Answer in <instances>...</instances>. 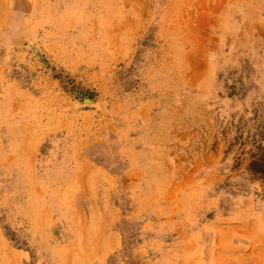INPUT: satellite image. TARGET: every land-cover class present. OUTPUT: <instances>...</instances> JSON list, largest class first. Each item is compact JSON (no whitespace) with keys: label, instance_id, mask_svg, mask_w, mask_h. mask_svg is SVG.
<instances>
[{"label":"rangeland","instance_id":"rangeland-1","mask_svg":"<svg viewBox=\"0 0 264 264\" xmlns=\"http://www.w3.org/2000/svg\"><path fill=\"white\" fill-rule=\"evenodd\" d=\"M0 264H264V0H0Z\"/></svg>","mask_w":264,"mask_h":264},{"label":"bare ground","instance_id":"bare-ground-1","mask_svg":"<svg viewBox=\"0 0 264 264\" xmlns=\"http://www.w3.org/2000/svg\"><path fill=\"white\" fill-rule=\"evenodd\" d=\"M3 20H4V19H3ZM96 245H97V244H96ZM103 245H104V244H103ZM100 246H101V244H100ZM97 248H98V247H97ZM97 248H95V251H94V253H96V251H97L96 249H97ZM100 248H101V247H100Z\"/></svg>","mask_w":264,"mask_h":264}]
</instances>
